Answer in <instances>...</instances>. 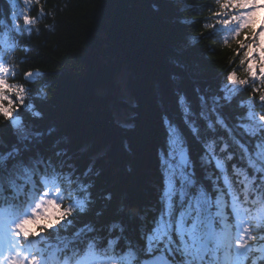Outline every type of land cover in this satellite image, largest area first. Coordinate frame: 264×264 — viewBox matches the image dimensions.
I'll return each instance as SVG.
<instances>
[{"label": "snow or ice", "instance_id": "obj_1", "mask_svg": "<svg viewBox=\"0 0 264 264\" xmlns=\"http://www.w3.org/2000/svg\"><path fill=\"white\" fill-rule=\"evenodd\" d=\"M40 2L23 0L21 8L19 0H8L9 22L0 20V25H5L0 31V43L20 30L17 21L21 18L30 32L37 20L28 14V6ZM217 4L212 12L215 22L207 25L213 30L209 38L220 34L217 28L228 33L223 35V44L233 50L232 62L238 58L242 72L230 71L227 82L212 94L207 89H196L194 106L186 94L177 91L183 127L166 112L161 114L166 150L158 154L163 164L159 215L149 222L143 211L134 214L123 203L117 209L129 220L140 221L144 243L139 246L127 236L122 221L99 222L104 213L95 209L91 194L93 177L100 175L95 160L79 179L73 174L70 180L63 169L71 170L75 165L61 159L67 156V149H57L47 157L28 155L42 143L39 138L44 133L30 126L42 113L31 101L25 104L28 89L9 83V76L15 73L0 58V117L16 138L7 150L0 143V199L4 201L0 204V264H35L37 260L40 264H260L264 257V114H256L254 97H238L250 89L258 94L259 104L264 107V23L256 26L264 0H217ZM40 11L43 13L42 6ZM177 64L183 67L179 56ZM24 75L28 82H35L40 73L37 69ZM17 104L24 107V113L18 112ZM185 130L200 146L195 160L191 158ZM53 131L50 129L48 135ZM241 133L253 141L251 147L243 142ZM234 149L247 161L246 168L226 163L233 161ZM103 156V152L97 153L98 159ZM197 162L215 171L198 177ZM232 176L239 178V189ZM73 180L77 184L76 196L69 199L75 211L64 208L60 197L51 195L65 181ZM206 182L211 183L214 192L209 191ZM226 195L231 197L230 202ZM112 200V193L104 195V209ZM49 202L60 209V215L41 234L25 236L21 225L34 219L33 210L39 212ZM229 208L230 212L226 211ZM93 213L96 222L77 225ZM69 229L71 235H63Z\"/></svg>", "mask_w": 264, "mask_h": 264}, {"label": "trees", "instance_id": "obj_2", "mask_svg": "<svg viewBox=\"0 0 264 264\" xmlns=\"http://www.w3.org/2000/svg\"><path fill=\"white\" fill-rule=\"evenodd\" d=\"M2 3V13L8 18L4 11L8 0H0V7ZM217 7V0H41L40 5L28 6V14L37 23L25 43L29 53L21 51L20 77L39 70L36 82L28 88L42 117L30 126L46 131L43 145L28 155L47 157L57 149H67L61 159L74 164L77 174L95 160L100 175L93 177L91 194L95 209L104 213L99 222H128L127 233L134 239L139 220H129L117 209L123 203L129 206L127 211L139 214L157 201L162 185L158 154L166 146L161 114L166 112L183 127L177 91L186 94L194 106L196 89L212 94L227 82L230 71L242 72L239 59L232 62L233 50L223 44V35L228 33L217 28L220 34L209 38L213 30L206 25L215 22L212 12ZM46 18L48 25H41ZM178 56L183 67L177 64ZM121 76L123 85L118 82ZM253 97L256 114H264L258 94L250 89L238 99ZM0 129V143L7 150L16 138L6 121ZM50 129L54 131L48 135ZM240 137L252 146L250 138L243 133ZM187 141L195 160L200 146L190 136ZM99 152L104 156L98 159ZM231 164L246 168L238 149ZM196 167L198 177L215 171L212 166L206 170L200 162ZM206 183L214 192L211 183ZM109 192L113 200L104 209L103 197ZM96 220L93 213L77 225Z\"/></svg>", "mask_w": 264, "mask_h": 264}, {"label": "clouds", "instance_id": "obj_3", "mask_svg": "<svg viewBox=\"0 0 264 264\" xmlns=\"http://www.w3.org/2000/svg\"><path fill=\"white\" fill-rule=\"evenodd\" d=\"M206 27L208 28L207 25ZM25 79H27V76H25ZM4 122L5 119L0 117V124ZM45 195H48L47 191L45 192ZM51 195L53 198L60 197L64 208H72V201L64 197L63 187L56 188V190L52 192ZM72 211H75V209L72 208ZM31 215L34 217V219H28L21 225V231L25 234V236L29 234H41L45 228L53 223L54 218L60 215V209L56 205L49 202L46 207L40 208L39 212L33 210ZM35 264H40V261L37 260Z\"/></svg>", "mask_w": 264, "mask_h": 264}, {"label": "bare ground", "instance_id": "obj_4", "mask_svg": "<svg viewBox=\"0 0 264 264\" xmlns=\"http://www.w3.org/2000/svg\"><path fill=\"white\" fill-rule=\"evenodd\" d=\"M0 8H1V9L4 8V4H3V3H2V5H1ZM4 11H5V14L7 15L8 12L10 11V6L7 5V4H5V10H4ZM43 23L46 24L45 22H40L41 25H42ZM25 26H26L27 28H29V26H27V25H25ZM34 26H35V25H34ZM31 28H32V27H31ZM107 112L110 113V110L107 109ZM179 112H180V111H179ZM180 115H181V113H180ZM46 147H47V146H46Z\"/></svg>", "mask_w": 264, "mask_h": 264}, {"label": "rangeland", "instance_id": "obj_5", "mask_svg": "<svg viewBox=\"0 0 264 264\" xmlns=\"http://www.w3.org/2000/svg\"><path fill=\"white\" fill-rule=\"evenodd\" d=\"M44 22L46 23L45 25L47 26V25H48V19L46 18V19L44 20ZM122 80H123V77H122V76H121L120 78H118V82H119L120 85H123V84H122Z\"/></svg>", "mask_w": 264, "mask_h": 264}]
</instances>
